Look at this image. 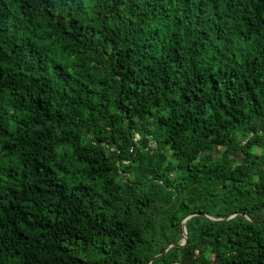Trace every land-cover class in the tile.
<instances>
[{
    "label": "trees",
    "instance_id": "obj_1",
    "mask_svg": "<svg viewBox=\"0 0 264 264\" xmlns=\"http://www.w3.org/2000/svg\"><path fill=\"white\" fill-rule=\"evenodd\" d=\"M263 209L264 0H0V264H148L192 213L150 264H264Z\"/></svg>",
    "mask_w": 264,
    "mask_h": 264
},
{
    "label": "water",
    "instance_id": "obj_2",
    "mask_svg": "<svg viewBox=\"0 0 264 264\" xmlns=\"http://www.w3.org/2000/svg\"><path fill=\"white\" fill-rule=\"evenodd\" d=\"M194 215H197V213L189 214V215H187V216H185L184 218L181 219V221H180V223H179V230H180V234H181V236H182V240H181V242L178 243V244H170V245H167V246L165 247L164 251L161 253V255H163V254L169 249L170 246H178V247H182V246H184V245L186 244V233H185V230H184V228H183L182 225H183V223H184L186 220H188L190 217H192V216H194ZM234 215H235V214H233V215L227 217L226 219H229V218L233 217ZM206 218L209 219V220H211V221H221V220H214V219H212V218H210V217H206ZM246 219H247L248 221L250 220V221H252L253 223H256L255 220H251V219H248V218H246ZM263 219H264V209H263V211H262L261 218H260V220H259L258 222H259V223L262 222ZM161 255H158V256H155V257L151 258L148 264H150L151 261H153L154 259L158 258V257L161 256Z\"/></svg>",
    "mask_w": 264,
    "mask_h": 264
}]
</instances>
